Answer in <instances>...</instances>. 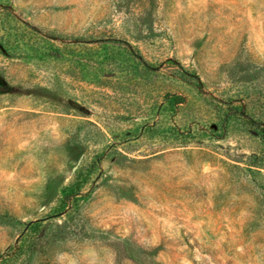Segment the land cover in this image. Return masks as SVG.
<instances>
[{"label":"rangeland","instance_id":"374dc122","mask_svg":"<svg viewBox=\"0 0 264 264\" xmlns=\"http://www.w3.org/2000/svg\"><path fill=\"white\" fill-rule=\"evenodd\" d=\"M0 264H264V0H0Z\"/></svg>","mask_w":264,"mask_h":264},{"label":"trees","instance_id":"16d2710c","mask_svg":"<svg viewBox=\"0 0 264 264\" xmlns=\"http://www.w3.org/2000/svg\"><path fill=\"white\" fill-rule=\"evenodd\" d=\"M148 70H149V69H147V67H146V71H147V72H149ZM150 71H154V70H153V69H151Z\"/></svg>","mask_w":264,"mask_h":264}]
</instances>
